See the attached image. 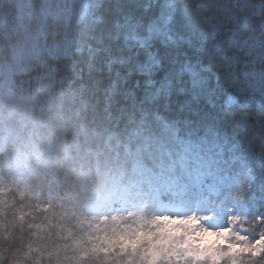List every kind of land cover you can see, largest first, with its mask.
I'll return each mask as SVG.
<instances>
[{
  "label": "trees",
  "instance_id": "1",
  "mask_svg": "<svg viewBox=\"0 0 264 264\" xmlns=\"http://www.w3.org/2000/svg\"><path fill=\"white\" fill-rule=\"evenodd\" d=\"M44 16L31 47L4 45L0 155L23 148L33 163L0 172V233L27 225L30 243L62 264H151L143 248L107 251L88 210L119 207L130 181L146 187L185 143L249 164L237 193L250 208L248 241L263 248L264 0H73ZM57 23L63 43L53 46ZM135 218L116 223L128 232Z\"/></svg>",
  "mask_w": 264,
  "mask_h": 264
},
{
  "label": "rangeland",
  "instance_id": "2",
  "mask_svg": "<svg viewBox=\"0 0 264 264\" xmlns=\"http://www.w3.org/2000/svg\"><path fill=\"white\" fill-rule=\"evenodd\" d=\"M44 12L53 11H41L31 24L28 47L46 21ZM179 146L177 157L170 148L165 150L176 159L168 161L167 171L164 158L159 174L151 175L146 187L130 181L132 191L119 207L104 203L88 210V222L95 226L105 249L138 254L143 248L142 253L151 256V264H250L254 256L264 255V247L248 241L251 231L245 223L250 208L237 193L238 184L246 185L254 176L249 164L230 150L228 155L199 144ZM164 192L172 193L175 200L165 203L159 197ZM130 215L136 216L124 228L130 231L120 230L116 220Z\"/></svg>",
  "mask_w": 264,
  "mask_h": 264
},
{
  "label": "clouds",
  "instance_id": "3",
  "mask_svg": "<svg viewBox=\"0 0 264 264\" xmlns=\"http://www.w3.org/2000/svg\"><path fill=\"white\" fill-rule=\"evenodd\" d=\"M69 2L73 0H0V73L6 71V65L10 62L5 41L23 44L28 38L31 24L39 18L41 11H56L67 7ZM48 43L53 46L62 45V29L58 23L51 26ZM29 63L32 67L41 66L32 61ZM7 102L4 93L0 92V127L4 124ZM32 163L25 150L20 148L19 152L10 151L6 160L0 155V172H22ZM8 195L15 201V206L24 204L14 191ZM6 227L8 230L0 233V264H62L57 256L48 255L49 249L43 243H30L34 236L27 225L21 227L13 223Z\"/></svg>",
  "mask_w": 264,
  "mask_h": 264
}]
</instances>
